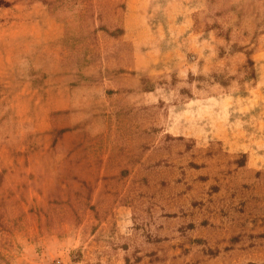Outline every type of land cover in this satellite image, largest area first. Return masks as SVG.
<instances>
[{"label":"rangeland","instance_id":"obj_1","mask_svg":"<svg viewBox=\"0 0 264 264\" xmlns=\"http://www.w3.org/2000/svg\"><path fill=\"white\" fill-rule=\"evenodd\" d=\"M0 264H264V0H2Z\"/></svg>","mask_w":264,"mask_h":264},{"label":"trees","instance_id":"obj_2","mask_svg":"<svg viewBox=\"0 0 264 264\" xmlns=\"http://www.w3.org/2000/svg\"><path fill=\"white\" fill-rule=\"evenodd\" d=\"M5 5L2 0H0V6Z\"/></svg>","mask_w":264,"mask_h":264}]
</instances>
